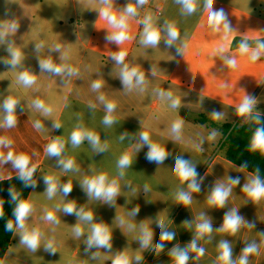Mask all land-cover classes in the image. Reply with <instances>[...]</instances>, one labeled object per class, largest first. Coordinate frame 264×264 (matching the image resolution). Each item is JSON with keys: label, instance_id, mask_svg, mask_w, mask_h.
I'll return each mask as SVG.
<instances>
[{"label": "crops", "instance_id": "obj_1", "mask_svg": "<svg viewBox=\"0 0 264 264\" xmlns=\"http://www.w3.org/2000/svg\"><path fill=\"white\" fill-rule=\"evenodd\" d=\"M110 5L117 18L128 5L136 8L127 20L128 39L120 44L108 39L118 29L101 15L108 6L103 0H0V139L6 142L0 144V181L20 174L6 159L9 152L27 156L28 167L38 168L26 201L32 207L25 228L16 226L0 264H113L120 254L130 264H176L173 251H186L187 264H222L221 242L229 244L232 264H239L248 246L256 251L247 264H264V198L254 201L243 190L256 176L218 153L221 136L215 143L212 134L219 128L197 122L205 115L219 125L236 123L247 96L254 105L242 123L254 114L264 116V53L253 62L239 52L242 41L250 51L264 42V0H213L211 9L206 0H196L192 14L184 13L177 0H110ZM220 10L229 25L227 39L223 24L218 31L208 25L209 13ZM148 16L161 33L155 47L142 43ZM169 24L179 33L172 45L166 43ZM17 50L20 62L12 65L11 52ZM121 51L125 59L117 63L114 56ZM226 59H235L236 66H228ZM47 60L65 70L42 69ZM125 65L142 72L144 82L126 88L121 80ZM23 72L35 82L24 85L19 80ZM97 81L101 87L94 89ZM151 91L156 94L152 103L147 102ZM8 98L17 101L12 127L6 125ZM173 100L179 101L177 107ZM38 101L51 111L38 108ZM109 103L115 105L110 113L114 122L107 125ZM176 121L182 122L179 133L172 130ZM76 130L95 134L99 144L85 137L74 145ZM144 132L147 144L141 140ZM57 140L63 149L50 155L47 148ZM149 144L164 150L162 161L146 159ZM124 154L131 163L120 168ZM69 160L73 166L65 169L61 161ZM185 170L195 176L185 179ZM102 174L106 183H118L111 201L89 195L84 184ZM49 177L57 186L51 197ZM193 182L198 191L190 187ZM68 184L71 191L65 194ZM217 187L231 189L223 207L209 203ZM181 192L189 195L188 204L178 200ZM69 204L73 214L64 211ZM81 211L92 219L75 214ZM233 211L242 218L238 231H221L225 215ZM49 212L55 220L47 219ZM205 221L212 231L198 238L197 225ZM96 224L107 229L111 247H88ZM32 230L41 233L35 250L21 242L22 233ZM145 231L150 233L146 246ZM193 240L204 249L202 256L191 251ZM49 242L54 251L47 248Z\"/></svg>", "mask_w": 264, "mask_h": 264}, {"label": "clouds", "instance_id": "obj_2", "mask_svg": "<svg viewBox=\"0 0 264 264\" xmlns=\"http://www.w3.org/2000/svg\"><path fill=\"white\" fill-rule=\"evenodd\" d=\"M103 2L108 5L101 11V15L106 18L109 23L118 31L113 33L111 36L108 37V39L116 42L117 44L122 43L126 39H128L127 35V20L130 16L136 15V8L133 5H128L125 9V13L122 14L119 18H117L116 15L111 13V5L110 0H103ZM147 0H138L139 4L146 3ZM177 3L182 6V11L186 14H192L196 11V0H177ZM213 0H206V7L208 9H211ZM144 34H143V40L142 43L146 46H152L155 47L161 40V33L160 30L155 28L152 24V19L150 16L146 17L144 20ZM223 24L224 30H225V39H227V33L229 30V25L226 22L225 14L222 10L220 11H214L210 12L208 16V25L212 27L214 30L218 31L219 26ZM12 30H15L16 25H11ZM179 33L174 25L169 24L167 26V40L166 43L168 45H172L173 42L177 39ZM239 52L241 55L249 54L250 60L255 62L262 53H264V42H258L257 47L250 51L249 44L247 41H242L239 46ZM12 60L10 63L12 65H16L20 62L21 54L17 51H12ZM126 53L121 51L119 54L114 56V59L117 63H123L125 59ZM226 64L230 67L236 66V60L235 59H226ZM41 68L46 69L49 71H53L57 74L62 73L65 69L63 67H57L52 64L50 60L42 61L41 62ZM68 72L72 73L73 70L71 68H68ZM19 80L26 86H29L35 82V77L30 75L28 72H23L19 76ZM121 80L123 85L131 89L134 86V81L136 85L142 84L144 82V74L140 72L137 68H131L127 65L124 66L122 73H121ZM101 87V83L99 81L95 82L93 84L94 89H99ZM161 95H164L162 92ZM169 97H171V93H167ZM103 99V97H101ZM17 104V101L13 98H8L4 103V108L7 112L6 116V125L8 127H12L15 124V116L13 115V110ZM179 104L178 100L172 101V107H177ZM254 105V98L251 96H247L244 98L242 103L237 109V112L239 115L244 116L246 114L251 113L252 108ZM38 108H41L44 110L45 113H49L51 111L50 108H46L43 104V102L38 101L37 105ZM115 105L112 103H109L107 105L109 115H106L104 118V123L107 125L112 124L113 117L111 116V112L114 109ZM214 117L218 118L219 113H213ZM182 126L181 121H176L172 125L173 132L179 133ZM212 136H215V133L212 134ZM88 138L93 145L99 144V137H97L95 134L91 132H82L80 130H76L72 133V142L74 145H79L84 138ZM141 140H143L146 144L149 141V135L147 132L141 133ZM6 143L3 139H0V144ZM149 151L146 154V159L149 162H159L162 161L165 158V152L162 148H160L156 144H149ZM63 149V143L59 140L54 141L51 143L48 148L47 152L50 155L58 156ZM251 149L253 151L259 150L261 152H264V128L257 129L255 132V135L251 142ZM103 150V149H101ZM8 161H12L14 166L19 169L20 172V179L27 181L30 180L32 177V174L34 172V167L29 168V158L25 155L20 156H13V153L9 152L6 158ZM65 169H71L73 166V161L69 160L66 163L64 161H61ZM131 163V159L127 154H124L121 159L118 162V166L120 168H125L129 166ZM183 176L185 179L189 177H194L195 173L190 170H185L183 173ZM123 175V173H121ZM107 177L105 175H99L98 177H95L90 180H85L84 184L87 187V191L89 195H95L97 198H104L108 201H111L119 191V186L117 181L113 180L110 183H106ZM46 183L48 184L47 192L48 195L51 197L52 194L56 191V184L52 182V178L49 177L46 179ZM233 183H238V179L234 180ZM190 187L194 191H198V186L193 182ZM243 190L248 194V196L253 199L254 201H259L262 198H264V182L260 180V178L257 176L254 178L249 184H246L243 188ZM63 191L65 194L69 193L71 191V185H65L63 187ZM231 189H225L223 187H217L213 190L212 195L209 199V203L218 207H223L225 204V201L230 194ZM12 200L15 201L17 199L16 195L14 193H10ZM178 200L183 202L184 204H188L190 202V197L188 194L181 192L178 195ZM31 204L26 201H21L17 204L14 215L16 217V224L20 229L25 228L24 221L28 214L31 211ZM64 211L68 214H73L75 212V207L72 204H69L65 207ZM138 211V210H137ZM78 216H81L84 220H91L92 214L91 213H84V212H76L75 213ZM0 215H2V212H0ZM48 220H55L54 215L49 212L47 215ZM242 223V218L236 214L235 211L228 213L225 215L224 223L221 231H228L232 234H235L240 225ZM7 229L11 230L13 225L11 222L7 224ZM212 231V226L209 222L205 221L203 223H200L197 225V233L198 238L203 237L204 234L210 233ZM75 234L77 236H80L82 234V229L77 226L75 228ZM41 233L39 230H32L24 231L22 233L21 242L25 244L28 248L35 250L40 243ZM150 239V233L147 231L144 232L142 244L147 245ZM87 245L89 248H92L93 246H96L98 248H108L111 247L110 245V236L108 234V231L105 227L96 224L92 227L91 235L88 237ZM191 251L196 252L198 256H202L204 254L203 248H198L196 245L195 240L191 243ZM220 255L218 259L222 262V264H232L231 260V248L227 242H221L220 244ZM48 249H52V244L49 242L47 245ZM256 251L255 246H248L243 250V255L240 258L239 264H247V257L249 254ZM173 256L175 257L176 264H187V261L189 259L188 254L186 251H173ZM139 259V257H137ZM113 264H130L129 258L124 255L120 254L118 255L114 260Z\"/></svg>", "mask_w": 264, "mask_h": 264}, {"label": "trees", "instance_id": "obj_3", "mask_svg": "<svg viewBox=\"0 0 264 264\" xmlns=\"http://www.w3.org/2000/svg\"><path fill=\"white\" fill-rule=\"evenodd\" d=\"M197 122L208 124L212 128H219L223 134L220 141L218 153L227 160L235 163L243 169L253 173L260 180L264 181V152L251 149V142L257 129L264 128V116L252 115L245 123H223L219 125L211 118L201 115ZM34 172L30 180L20 179V174L0 181V263L12 241V236L17 226L14 215L16 206L21 201H27L29 192L34 184L38 173V168L34 167ZM17 197L12 200L11 194ZM11 222L13 227L7 229V224Z\"/></svg>", "mask_w": 264, "mask_h": 264}, {"label": "rangeland", "instance_id": "obj_4", "mask_svg": "<svg viewBox=\"0 0 264 264\" xmlns=\"http://www.w3.org/2000/svg\"><path fill=\"white\" fill-rule=\"evenodd\" d=\"M233 47H234V46H233ZM229 51L232 52V51H233L232 48H231V50H229ZM155 97H156V94H155L154 92L151 91V92L149 93V95L147 96V102L149 101V102L152 103V101H153L154 99H156ZM214 132H215V137L212 136V139H213V141H214L215 143H217V141H218V139H219L220 136H221V140H222L223 134H222V132H221L220 130L218 131V132H220V133H218V132L216 133V131H214ZM216 136H217L218 138H216ZM208 139H209V138H208ZM221 140H220V141H221ZM201 142H203V141H201ZM204 143H205V142H204Z\"/></svg>", "mask_w": 264, "mask_h": 264}, {"label": "built area", "instance_id": "obj_5", "mask_svg": "<svg viewBox=\"0 0 264 264\" xmlns=\"http://www.w3.org/2000/svg\"><path fill=\"white\" fill-rule=\"evenodd\" d=\"M149 0H147V2H148ZM241 119H243L242 118V116L239 118V120L237 121V122H239V123H242V120Z\"/></svg>", "mask_w": 264, "mask_h": 264}]
</instances>
